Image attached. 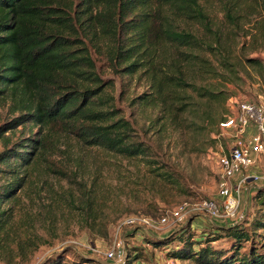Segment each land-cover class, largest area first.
I'll use <instances>...</instances> for the list:
<instances>
[{
    "label": "trees",
    "instance_id": "1",
    "mask_svg": "<svg viewBox=\"0 0 264 264\" xmlns=\"http://www.w3.org/2000/svg\"><path fill=\"white\" fill-rule=\"evenodd\" d=\"M208 2L0 0V101H9L20 114L5 127L11 130L28 124L39 128V136L44 133L30 140L31 146L19 144L16 150L11 146L1 154L0 173L17 176L15 166L33 168L48 148V137L60 131L87 149L141 161L155 177L171 179L152 146L135 140L132 124L117 119L111 93L114 85L99 76L92 50L100 52L106 43L108 61L116 74H139L146 81L147 92L132 105L153 112L151 127L179 130V121L193 116L190 124L200 126L198 130L220 129L228 117L216 105L227 97L210 82L222 75L218 62L225 68L233 64L223 52L227 43L217 19L206 9ZM223 14L232 26L238 25L239 15L232 9L226 6ZM250 64L260 62L251 60ZM192 93L209 107L203 109ZM26 147H32L31 151ZM17 181L7 191L10 198L25 186L21 185L23 178ZM256 198L262 205L261 219L221 226L213 237L200 240L187 224L177 236L150 243L160 248L175 244L168 255L177 261L264 264V235L259 233L264 231V189ZM86 211L89 213V207ZM15 223L16 214L2 211L0 202V234L9 236L6 230ZM220 241L225 244L212 246ZM63 257V253H53L45 262L62 264ZM78 259L73 264L89 263L85 257Z\"/></svg>",
    "mask_w": 264,
    "mask_h": 264
},
{
    "label": "rangeland",
    "instance_id": "2",
    "mask_svg": "<svg viewBox=\"0 0 264 264\" xmlns=\"http://www.w3.org/2000/svg\"><path fill=\"white\" fill-rule=\"evenodd\" d=\"M235 2L209 0L206 4L223 30L227 43V51L223 52L233 64L225 68L218 62L222 75L210 82L226 94L227 100L216 106L223 108L227 117L236 115V102L264 104V0ZM226 6L239 15L238 25L232 26L224 18ZM180 25L186 27L184 23ZM92 53L101 79L114 85L111 93L115 97L117 119L132 124L135 140L152 146L157 160L172 178L155 177L141 161L103 149H87L73 136L55 132L48 137V148L33 168L15 166L17 176L9 171L0 173L1 210L16 214L15 225L6 230L10 235L0 234V264H43L53 253L64 254L62 264L80 262L78 258L83 257L88 264H197L170 257L168 250L175 244L160 248L150 241L177 236L187 224L200 240L204 236L213 237L221 225L251 223L263 217L262 205L256 197L264 189V179L245 185L237 219L222 222L195 216L177 229L128 230L124 235L126 249L115 260H108L105 253L112 244L116 226L124 218L145 215L157 221L182 202L203 198L222 202L218 194L222 180L218 156L229 155L238 138L235 129L222 125L220 129L210 126L198 130L200 126L190 124L193 116L181 119L179 130L165 132L151 127L153 112L132 105L133 100L147 92L146 81L139 74L132 77L116 74L108 61L106 43L100 52L93 49ZM251 60L260 64H250ZM191 95L203 109L209 107L197 94ZM19 116L9 101H0V155L12 148L16 150L19 144L31 146L30 140L44 136V133L39 136V128L28 124L11 130L5 127ZM256 134L254 129L249 136ZM26 148L31 151L32 147ZM251 169L254 171L246 175L264 178L263 155ZM18 178H23L21 185L25 186L11 193L10 198L7 191L19 182ZM259 233L264 235V231ZM224 244L225 241H220L212 246Z\"/></svg>",
    "mask_w": 264,
    "mask_h": 264
},
{
    "label": "built area",
    "instance_id": "3",
    "mask_svg": "<svg viewBox=\"0 0 264 264\" xmlns=\"http://www.w3.org/2000/svg\"><path fill=\"white\" fill-rule=\"evenodd\" d=\"M237 112L222 123L223 128H233L237 141L229 155L218 156L222 180L218 194L222 202L203 198L197 202H182L167 211L157 221L145 215H131L116 226L110 248L105 253L108 260H115L119 252L126 249L124 235L128 230L177 229L195 216H206L213 221H233L237 219L242 205V192L248 182L258 183L264 178L248 176L250 170L264 156V104L236 102ZM255 127L257 134L245 137L248 130ZM241 177L236 184V178ZM88 264V263H85Z\"/></svg>",
    "mask_w": 264,
    "mask_h": 264
},
{
    "label": "crops",
    "instance_id": "4",
    "mask_svg": "<svg viewBox=\"0 0 264 264\" xmlns=\"http://www.w3.org/2000/svg\"><path fill=\"white\" fill-rule=\"evenodd\" d=\"M254 129H256L255 127H251L249 130H248V132H247V134L245 135V137H251V136H249V133L250 134H252V133H254ZM252 169H250V170H248L246 173H248V172H250ZM252 171H254V170H252ZM248 176H258V175H248ZM241 179V177H238V178H236V181H239ZM248 184H255V183H253V182H248ZM222 222H227V221H222ZM230 222V221H229ZM232 223V222H231ZM236 224H238V222L236 223ZM232 225H234V224H231V225H221V226H232Z\"/></svg>",
    "mask_w": 264,
    "mask_h": 264
}]
</instances>
